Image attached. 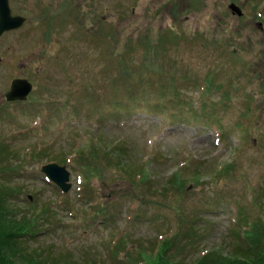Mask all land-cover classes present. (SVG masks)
I'll return each instance as SVG.
<instances>
[{
    "label": "rangeland",
    "instance_id": "rangeland-1",
    "mask_svg": "<svg viewBox=\"0 0 264 264\" xmlns=\"http://www.w3.org/2000/svg\"><path fill=\"white\" fill-rule=\"evenodd\" d=\"M9 5L25 21L0 34V181L37 231L26 254L193 264L230 251L239 214L264 218V0ZM20 77L27 99L7 100Z\"/></svg>",
    "mask_w": 264,
    "mask_h": 264
},
{
    "label": "trees",
    "instance_id": "trees-1",
    "mask_svg": "<svg viewBox=\"0 0 264 264\" xmlns=\"http://www.w3.org/2000/svg\"><path fill=\"white\" fill-rule=\"evenodd\" d=\"M3 152L4 148L1 147L0 154ZM46 154L45 152L43 155ZM86 157L90 162L94 159L96 161L95 155ZM224 167L222 165L221 169ZM170 180L172 181V177ZM14 189L8 191L0 181V264H77L57 257H53L50 262L49 258H43L38 252L36 255H29L23 251L24 248L21 245L23 237L30 235L29 237L32 238L37 231L32 227L29 228L31 226L29 216H20L17 210H14V205L9 203V196L12 195ZM237 220L243 228L238 229L237 226L236 229L233 228L231 236L235 243L232 244L230 251L223 247L211 248L202 253L193 264H264V231L258 232L264 229V218L260 216L257 224V220L251 221L245 213H242V215L239 214ZM144 262L146 263L147 260L144 259ZM150 262H153L151 264H184L164 253L155 256ZM140 263L136 261V264ZM79 264H94V262H87L83 259Z\"/></svg>",
    "mask_w": 264,
    "mask_h": 264
},
{
    "label": "water",
    "instance_id": "water-1",
    "mask_svg": "<svg viewBox=\"0 0 264 264\" xmlns=\"http://www.w3.org/2000/svg\"><path fill=\"white\" fill-rule=\"evenodd\" d=\"M235 8V7H231ZM240 13L238 8H235ZM25 21V17L19 14H12L9 0H0V34L3 31L18 28ZM32 88V84L26 78H15L11 81L10 91L6 93L9 100L25 99ZM42 171L46 173L55 183L64 191L69 187L68 171L65 166H59L57 163H48L42 166Z\"/></svg>",
    "mask_w": 264,
    "mask_h": 264
},
{
    "label": "bare ground",
    "instance_id": "bare-ground-1",
    "mask_svg": "<svg viewBox=\"0 0 264 264\" xmlns=\"http://www.w3.org/2000/svg\"><path fill=\"white\" fill-rule=\"evenodd\" d=\"M205 140H206V138H203V139H202V141H205Z\"/></svg>",
    "mask_w": 264,
    "mask_h": 264
}]
</instances>
